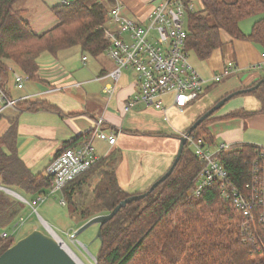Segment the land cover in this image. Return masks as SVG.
Here are the masks:
<instances>
[{
  "label": "trees",
  "instance_id": "1",
  "mask_svg": "<svg viewBox=\"0 0 264 264\" xmlns=\"http://www.w3.org/2000/svg\"><path fill=\"white\" fill-rule=\"evenodd\" d=\"M16 1L0 0V88L6 94L4 84L11 63L28 80H33L38 78L37 60L42 53L56 55L73 46H79L83 52L92 56L104 52L107 41L99 27L107 22L106 3L111 6L115 0H67V3L53 6L50 11L57 24L42 33L32 30L22 10L14 7ZM200 2L201 9L188 11L186 16L188 53L194 54L201 61L207 60L213 51L224 45L221 32L232 39L252 42L264 52V17L255 20L248 33H243L239 28L241 20L264 13V0ZM258 81L260 84L256 88L248 90ZM258 81L233 92L232 97L252 95L260 101L261 108L254 111L238 108L221 119H245L264 113V76ZM15 106L21 111L46 110L61 114L53 104L41 100H17ZM212 115L191 132L203 137L209 145L215 144L207 128ZM91 133L92 130L63 142L53 159L64 150L80 145ZM16 137L17 123L12 121L4 133L0 134V182L5 186L17 187L34 198L50 189L51 178L43 172H29L16 154ZM261 151H264V147L243 143L219 155L229 180L242 191L255 176L251 164L257 161ZM262 160L258 158V176L262 173ZM116 161L114 153L99 158L89 170L61 190L63 201L70 208L74 204L72 198L75 190L81 188L100 167L106 165L109 168L98 172L99 181L93 189V202L80 214L85 221L91 216L109 213L120 201L135 195L118 186L113 169ZM200 168L201 163L188 143H185L180 159L164 181L149 192L148 188L136 193L148 192L143 198L121 207L101 226L100 247L95 254L96 264H264V223L256 222L245 233L238 224L234 208L220 200L218 185L204 190L194 200L185 199V191ZM218 201L221 202L218 214L227 218L219 220L216 216L210 225L205 216L209 211L206 213L205 207L214 208ZM23 206L0 190V254L30 232L17 238L1 237V233L19 217ZM177 209H180L182 216L178 219V225L171 224L167 218ZM261 213L264 214V207L255 208L256 217ZM233 217L237 218V223L233 222Z\"/></svg>",
  "mask_w": 264,
  "mask_h": 264
},
{
  "label": "crops",
  "instance_id": "2",
  "mask_svg": "<svg viewBox=\"0 0 264 264\" xmlns=\"http://www.w3.org/2000/svg\"><path fill=\"white\" fill-rule=\"evenodd\" d=\"M121 1L131 9L141 8L142 0L140 3L137 0ZM60 3L61 0H17L14 7L22 10L23 16L35 33H42L48 30L45 28L49 24L56 25L57 22L50 16L52 15L50 8ZM221 37L224 45L213 51L207 60L201 61L195 57L197 60L193 67L198 70L197 72L204 80H210L213 76L221 74L229 61L235 64L238 71L237 74L219 83L207 82L206 88L209 87V89L207 88L198 98L201 101L208 99L206 107L202 109L204 111L229 94L253 85L264 76L260 73L264 71L263 51L252 42L232 39L225 32H221ZM90 56L94 59L90 60ZM83 57H86L85 61L82 60ZM37 63L38 78L28 80L22 88L15 86L12 73L9 72L4 84L7 96L14 100L46 101L57 107L61 114L46 110L21 111L16 106L7 107L0 113V134L4 133L12 121L17 123L16 154L29 172L33 174L43 172L46 175V166L51 162L61 144L92 130L95 120L100 117L103 118L104 123L102 128L113 132L116 140L113 145H109L105 141L94 138L92 143L95 153L100 158L111 153L115 154L117 161L113 169L121 189L136 195L148 189L152 182L168 170L178 150L179 137L186 130L182 131L184 120L173 122V126L170 127L168 123L165 124L166 121L159 111L143 104H137L125 112L124 104L138 91L132 69H125L122 72L115 92L108 95L104 92V87L112 83V80L109 77L97 78L112 71L115 64L104 52L92 56L83 52L79 46H73L59 51L56 55L42 53ZM15 68L13 67L14 70L19 71ZM76 83H79V86H74ZM246 97L237 96L235 102L230 104L231 106H225L222 110L217 109L215 113L213 112L214 114L212 113L213 115L211 114L210 122L221 119L222 116L238 108H247L245 110L252 111L261 108L259 100L257 102L246 100ZM170 101V96L165 98L166 104ZM222 120L225 121L222 130H210L207 125L215 145L226 143L238 147L243 143H249L264 147V113L245 119ZM228 124L232 126H227ZM171 130L174 132H170ZM140 138H165V141L171 142L168 147H153L152 141L142 142L140 146L135 142ZM217 138H221L220 141H217ZM137 148L138 150H135ZM128 149H134L133 153L137 155L139 169L136 167L137 164L132 165L133 168H131L125 154ZM149 151L159 152L160 157L151 158L152 154ZM144 154L149 155L142 158ZM140 157L146 166L145 173L141 169ZM107 169L109 168L106 165L100 167L95 177H91L92 181L98 182V172Z\"/></svg>",
  "mask_w": 264,
  "mask_h": 264
},
{
  "label": "built area",
  "instance_id": "3",
  "mask_svg": "<svg viewBox=\"0 0 264 264\" xmlns=\"http://www.w3.org/2000/svg\"><path fill=\"white\" fill-rule=\"evenodd\" d=\"M67 2L61 0V3ZM194 10L190 0H142L138 10L129 8L121 0H115L108 9L107 22L99 28L107 41L104 53L115 66L108 74L97 79L109 77L112 80V83L104 87V92L112 95L123 70H133L138 91L124 104L125 112L137 104H143L159 111L167 121L169 108L173 107L179 113L184 112L186 107L201 96L207 82L219 83L237 74V67L229 61L221 74L204 80L188 61L186 16L188 11ZM82 60L85 61L86 57ZM8 70L12 73L15 86L22 88L23 82L28 78L12 66ZM74 86H79V83ZM169 96L171 101L166 104L165 98ZM16 101L0 88V113L7 107L15 106ZM103 124V118H97L87 140L74 148L64 150L46 166L45 174L51 178L48 191H61L66 184L89 170L99 160L92 143L94 138L109 145L115 143L116 135L104 130ZM181 136H186V143L201 163V168L185 191V197L198 198L204 190L218 185L220 200L234 208L238 215V224L245 233L256 222L264 223L263 213L258 217L254 214L255 208L264 207V165L261 166V175L257 174L258 158L264 159V151L257 156V161L252 162L251 169L255 176L242 191L229 180L228 172L219 160L220 153L236 147L226 143L209 145L203 137L191 133L185 135L183 132ZM1 189L28 206L37 205L46 194L45 192L27 200L10 190ZM22 225L23 219L20 218L10 225L9 232H2L1 237L16 236Z\"/></svg>",
  "mask_w": 264,
  "mask_h": 264
},
{
  "label": "rangeland",
  "instance_id": "4",
  "mask_svg": "<svg viewBox=\"0 0 264 264\" xmlns=\"http://www.w3.org/2000/svg\"><path fill=\"white\" fill-rule=\"evenodd\" d=\"M137 1H138V3H140V0H137ZM191 2L193 3L194 9L196 11L201 9L202 6H201L200 0H191ZM106 7H107V9H109L111 6H108L106 3ZM50 16H51L52 20H55L57 22V20L51 14H50ZM261 17H264V13H261L257 16H251V17H248V18L241 20L239 22L240 29L243 32L249 31L253 22L255 20L261 18ZM46 27L47 28H45V29H50L53 26H52V24H49ZM195 57L196 56L194 54L188 53V61L193 66L196 64V60H197ZM91 59H94V58L90 56V60ZM11 64H12L11 66H13L14 68L16 67L15 65H13V63H11ZM246 73H248V72H246ZM260 73L264 74V71L262 70V71H260ZM27 81L28 80L24 81L23 84L26 83ZM242 96H247L246 100H253L255 102H257V100H258L252 95H242ZM236 97L237 96H234L231 99H229L219 109L222 110L225 108V106H231L230 104L231 103L233 104L235 102ZM202 98H203V96L201 97V99ZM207 101H208L207 98L203 99V101L198 99V100L194 101L192 105L185 108L184 112H182V113H178V111L173 107L169 108L168 112H167V121L165 122V124L168 123V125L170 127H172L173 122L184 120V125H182L183 126L182 131L187 129L189 126H191L192 123L195 122V120L197 119L198 116L205 113V111L202 109H204L206 107ZM166 106H168V105H166ZM244 109H247V108H244ZM224 122L225 121H223L222 119H215V120L209 122L207 125H209L208 127L210 130H215V131L218 130L219 131V130H222L224 128V124H223ZM227 126H232V125L228 124ZM170 132H174V131L171 130ZM220 139L221 138H217V141H220ZM148 141H152L153 147L154 146L168 147L169 142H171L169 140L165 141V138H151V139L140 138V139H137L135 142H136V144L138 143L140 146H142V142H148ZM129 147H131V146H129ZM138 148L135 150H138ZM133 150L134 149H128L125 152L127 159L130 162L131 168H133L132 165H135L138 162L137 155H135L133 153L134 152ZM149 152L152 154L151 158H153V159H158L160 157L159 152H152V151H149ZM147 155H149V154H144L142 156V158L146 157ZM175 156H176V154H175ZM174 158L175 157L172 158V162H173ZM140 161L142 163L141 169H143L142 171L145 173V171H146L145 167L146 166H144L145 163L141 160V157H140ZM136 167H138V164L136 165ZM138 169H139V167H138ZM41 170H42V168H41ZM95 173L92 174V176H91L92 178L95 177ZM160 177L161 176H159L158 178H160ZM92 178H90V179L88 178V180L82 184L81 188H79L78 190L77 189L75 190L76 192L73 194V198H72L74 204L69 206L70 208H68V206L63 202V196H62L61 191L51 193L50 191L47 190L46 194L44 196H42V199L40 201H38V204L34 205V206H28V205L22 203L24 205L22 212L20 213L19 217L14 222H16L20 218H22L23 219V225L21 226L19 231L16 233L15 237L17 238V237H19V236H21V235H23L29 231H32L34 229H37L43 233L46 232L47 234H52L53 238H55L64 249L66 248L67 250L66 249L65 250L67 252L69 251L77 259L79 264H96L95 254L97 253V251L100 247V239L96 238V235L98 232V224H96V223L91 224L86 229H84L82 232H80L78 235H76V236L73 235L74 231H76L85 222H87L89 220L88 219L87 221H85V219H83L80 214H81L82 210L88 209L89 206L91 205V203L93 202V189H94L95 184H97V182H96V180L92 181ZM89 181H90V183H89ZM154 182H152V184ZM152 184H150V186ZM0 187L7 189V190H10V191L14 192L15 194H17V195H19V196H21L27 200L32 199V196L25 194L19 188L11 187V186H5V185H2L1 182H0ZM1 188H0V190L2 192H4L9 197L15 199L14 197H12L8 193H6ZM185 199L191 201V200H194L196 198H185ZM15 200H17V199H15ZM220 204H221V202L218 201L217 205L214 206V208L213 207L212 208L211 207H205L206 213L209 211L208 214L205 216H206V219L210 225H212L214 223V221H215L214 219L216 216H218L217 219H219V220H224L227 218L226 216L223 217L220 213L218 214V211L220 209V207L218 205H220ZM73 208H76V210H74ZM179 210L180 209L174 210L171 213V215L167 218V221L169 223H171V224L177 223V225H178V219L182 216L179 213ZM92 214H94V213H92ZM92 214H90V215H92ZM100 215H102V214H100ZM235 215H237V213ZM93 217H95V216H91L90 219ZM232 220H233V222L237 223V218L233 217ZM5 231L9 232V228L6 229Z\"/></svg>",
  "mask_w": 264,
  "mask_h": 264
},
{
  "label": "water",
  "instance_id": "5",
  "mask_svg": "<svg viewBox=\"0 0 264 264\" xmlns=\"http://www.w3.org/2000/svg\"><path fill=\"white\" fill-rule=\"evenodd\" d=\"M260 84L258 81L254 86H251L248 90L256 88ZM232 94H229L225 98L219 100L214 106L203 113L195 122L188 128L185 135H189L192 130L197 127L204 119L209 117L214 111L221 108L226 100L231 98ZM186 143V136L179 137V147L176 156L168 168V170L162 174L150 187L149 191L153 190L155 186L164 181L173 171L175 165L180 159L183 147ZM148 192L142 194H136L120 201L109 213L97 215L87 222H85L80 228L74 231L73 235L76 236L91 224H98V232L96 238L101 240L100 229L101 226L110 220L118 210L125 206L130 201L143 198ZM0 264H78L75 259L55 240L51 235L44 234L43 232L34 229L27 235L17 240L13 245L7 248L0 254Z\"/></svg>",
  "mask_w": 264,
  "mask_h": 264
},
{
  "label": "bare ground",
  "instance_id": "6",
  "mask_svg": "<svg viewBox=\"0 0 264 264\" xmlns=\"http://www.w3.org/2000/svg\"><path fill=\"white\" fill-rule=\"evenodd\" d=\"M66 249V248H65ZM67 250V249H66ZM69 252V251H68ZM70 253V252H69ZM71 254V253H70ZM71 256L75 259V261L79 264V262L77 261V259L71 254Z\"/></svg>",
  "mask_w": 264,
  "mask_h": 264
}]
</instances>
